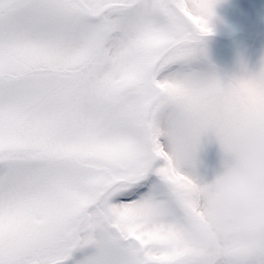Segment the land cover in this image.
Listing matches in <instances>:
<instances>
[{
    "label": "snow or ice",
    "instance_id": "snow-or-ice-1",
    "mask_svg": "<svg viewBox=\"0 0 264 264\" xmlns=\"http://www.w3.org/2000/svg\"><path fill=\"white\" fill-rule=\"evenodd\" d=\"M217 2L0 0V264H264V223L193 230L201 152L264 134V61L203 67Z\"/></svg>",
    "mask_w": 264,
    "mask_h": 264
},
{
    "label": "clouds",
    "instance_id": "clouds-1",
    "mask_svg": "<svg viewBox=\"0 0 264 264\" xmlns=\"http://www.w3.org/2000/svg\"><path fill=\"white\" fill-rule=\"evenodd\" d=\"M210 205L193 222V230L210 251L222 252L236 230L264 223V134L245 133L219 164Z\"/></svg>",
    "mask_w": 264,
    "mask_h": 264
},
{
    "label": "rangeland",
    "instance_id": "rangeland-1",
    "mask_svg": "<svg viewBox=\"0 0 264 264\" xmlns=\"http://www.w3.org/2000/svg\"><path fill=\"white\" fill-rule=\"evenodd\" d=\"M210 27L212 35L203 45L206 70L227 81L259 69L264 61V0H218ZM219 164L218 146H206L198 171L206 172L210 181Z\"/></svg>",
    "mask_w": 264,
    "mask_h": 264
}]
</instances>
